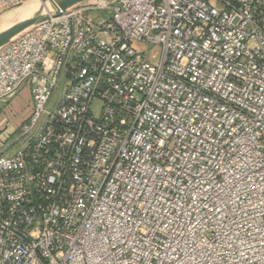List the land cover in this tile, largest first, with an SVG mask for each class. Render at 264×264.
<instances>
[{"label": "built area", "instance_id": "2783aa9c", "mask_svg": "<svg viewBox=\"0 0 264 264\" xmlns=\"http://www.w3.org/2000/svg\"><path fill=\"white\" fill-rule=\"evenodd\" d=\"M27 82L0 264H264V0L76 4L0 47Z\"/></svg>", "mask_w": 264, "mask_h": 264}, {"label": "rangeland", "instance_id": "374dc122", "mask_svg": "<svg viewBox=\"0 0 264 264\" xmlns=\"http://www.w3.org/2000/svg\"><path fill=\"white\" fill-rule=\"evenodd\" d=\"M28 1L29 0H18L13 6H11L9 9L5 10L0 14V27L2 28L3 26L2 29L0 28L1 31L4 30L5 27V23H6L4 22L5 16H7L12 11L13 12L17 11ZM91 1L100 2L101 0H85L81 3H88ZM109 15L110 13L106 12L102 14L101 17L105 19L109 17ZM10 21L14 22L13 23L14 25L20 22L21 19L20 20L18 19V21H16V19L11 18ZM59 94H60V90L56 92V97H58ZM30 105H31V94H30L29 82L26 83V85L19 91V93L14 98L10 100L9 103L5 105L4 103L0 102V126L2 127L7 126L4 134L14 133L15 129L20 125L23 118L25 117V113L27 109L30 107Z\"/></svg>", "mask_w": 264, "mask_h": 264}, {"label": "water", "instance_id": "95a60500", "mask_svg": "<svg viewBox=\"0 0 264 264\" xmlns=\"http://www.w3.org/2000/svg\"><path fill=\"white\" fill-rule=\"evenodd\" d=\"M85 0H56L55 1V12L52 13L50 11H46L44 14L35 16V17H29L26 19H22L20 22L0 31V47L7 44L10 40H12L14 37L19 35L24 30L28 29L29 27L40 23L42 21H45L49 19L52 16L60 15L62 14L66 9L79 4Z\"/></svg>", "mask_w": 264, "mask_h": 264}, {"label": "bare ground", "instance_id": "6f19581e", "mask_svg": "<svg viewBox=\"0 0 264 264\" xmlns=\"http://www.w3.org/2000/svg\"><path fill=\"white\" fill-rule=\"evenodd\" d=\"M55 1L56 0H29L21 8L19 9L17 8L18 9L17 11H14V12L12 11L7 16H5L4 22L6 23H5L4 29L13 25L14 22L10 21L11 18L16 19V21H18V19L22 20V19H26L29 17H35L38 15L44 14L46 10L54 13L55 12Z\"/></svg>", "mask_w": 264, "mask_h": 264}, {"label": "crops", "instance_id": "0c3cea01", "mask_svg": "<svg viewBox=\"0 0 264 264\" xmlns=\"http://www.w3.org/2000/svg\"><path fill=\"white\" fill-rule=\"evenodd\" d=\"M31 110H32V99H31V105H30V107L27 109V111H26V113H25V117H27L29 114H30V112H31ZM24 117V118H25ZM23 118V119H24ZM4 135H8L7 137H9L10 135H12V134H4Z\"/></svg>", "mask_w": 264, "mask_h": 264}]
</instances>
